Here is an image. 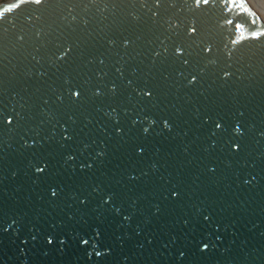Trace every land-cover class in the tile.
Listing matches in <instances>:
<instances>
[{
    "label": "water",
    "instance_id": "95a60500",
    "mask_svg": "<svg viewBox=\"0 0 264 264\" xmlns=\"http://www.w3.org/2000/svg\"><path fill=\"white\" fill-rule=\"evenodd\" d=\"M16 3L0 5V264H264V44L232 45L192 0ZM238 3L244 34L264 30Z\"/></svg>",
    "mask_w": 264,
    "mask_h": 264
},
{
    "label": "snow or ice",
    "instance_id": "6c2138e0",
    "mask_svg": "<svg viewBox=\"0 0 264 264\" xmlns=\"http://www.w3.org/2000/svg\"><path fill=\"white\" fill-rule=\"evenodd\" d=\"M47 2H48V0H19V3L11 4L7 8H5L4 12H12L14 9L18 8L21 4H32V5L40 6V5H43V4L47 3ZM139 2L141 4H143V3L146 2V0H139ZM152 2L154 3L156 8H159L160 5H161L162 0H152ZM172 2H173V0H169L170 4ZM188 2H189V0H184V3H188ZM192 3L194 4L195 8L201 9L202 11H205V12H207V11H209L211 9L208 8V7L202 8V6H210L211 5L212 7H219V9H220V11L222 13V20H223V24H221V27L230 26L234 30V33H239L238 36H235V38L231 39V44L232 45H238L241 41H244V40H251V41L258 42L260 44H264V39H262V38H264V30L253 29V30H250L247 35H245L244 34V26L242 24H240V23L234 22V19L230 18L229 13H231L233 8H241L242 11L244 13H246L248 16L252 15V13L249 12V10L247 8H243L242 4L238 3V0H192ZM3 15H4V13L0 12V18H3ZM153 15H156V13L153 12ZM250 23L252 25H255L256 24V20L252 19L250 21ZM197 32H198V29L195 26H189L187 28V33H188L189 36H193ZM224 47L228 48V45L225 44ZM69 51H70V49H69ZM202 51H203V53H210V52L213 51V49H212V47H210L208 45H204V46H202ZM233 51H234V49H229L228 52L225 53V55L227 56L228 59H231ZM157 55H159V54L157 53ZM174 56L177 59H181L182 63L184 65H188L189 64V60L187 59V57H185L184 52L181 49V46L179 44H177L175 46V48H174ZM229 75H230V73H228V72L224 73L225 77H228ZM196 79H197V77L195 75H193L191 80L189 81V83L195 82ZM97 94H99V93H97ZM144 94L145 95H151L150 92H145ZM70 95L72 97H74V98H78L81 95V93L79 91L73 90V91H71ZM69 119H71V117H69ZM11 124H12V119L6 117L3 114L2 108H0V127H4V126H7V125H11ZM165 126L167 127V123H165ZM214 126H215V129H221L222 123L220 121H216V122H214ZM114 127H115V130L117 132L121 131L118 123ZM144 131L147 132V129H145ZM235 131L239 132L240 131L239 127H237L235 129ZM240 134L242 135L243 133H240ZM62 138L65 141H68L70 139V135H65ZM231 148H232L233 151H237L240 148V145H238L235 141H233L232 144H231ZM141 151H142V149H141ZM97 155L99 156V153ZM69 158L71 159V157H69ZM87 167L91 168L92 165L88 164ZM44 171H45V167H42V166H37L36 167V172L37 173H43ZM95 191H96V189L94 188L93 192H95ZM51 194H52V196H56V192L55 191H53ZM171 195L173 197H175V196L178 195V193L176 192V190L173 189L172 192H171ZM105 196H108V194L105 193ZM110 198L111 197L109 196V199ZM101 201H102L103 204H107L108 203V199H105L103 196L101 197ZM79 202H80L81 205H84L86 203V200L85 199H80ZM128 218L129 217L125 216V219H128ZM203 218L205 220H208L209 216L204 215ZM87 242L88 241L81 239V243L82 244H86ZM47 243L49 245H51L53 243V239L49 238L47 240ZM60 243L63 244L64 241L61 240ZM208 247H209V245L207 243H204L203 246L201 247L200 251L203 253L205 250L208 249ZM96 256H101V252L100 251H96Z\"/></svg>",
    "mask_w": 264,
    "mask_h": 264
},
{
    "label": "rangeland",
    "instance_id": "374dc122",
    "mask_svg": "<svg viewBox=\"0 0 264 264\" xmlns=\"http://www.w3.org/2000/svg\"><path fill=\"white\" fill-rule=\"evenodd\" d=\"M12 1L14 0H0V5L3 3H11ZM247 2L264 20V0H247Z\"/></svg>",
    "mask_w": 264,
    "mask_h": 264
}]
</instances>
